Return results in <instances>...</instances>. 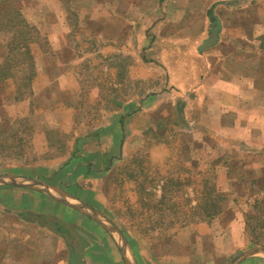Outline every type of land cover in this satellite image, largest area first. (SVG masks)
Segmentation results:
<instances>
[{
  "label": "rangeland",
  "instance_id": "obj_1",
  "mask_svg": "<svg viewBox=\"0 0 264 264\" xmlns=\"http://www.w3.org/2000/svg\"><path fill=\"white\" fill-rule=\"evenodd\" d=\"M155 1L145 0L138 9L127 7L122 13L119 12L121 0L4 1L0 4V17L3 19L0 23V66L7 60L6 57L11 58L10 55L15 59L18 58L15 56L19 47L20 52L24 50L21 49L22 43L16 41L19 45L15 51H9L8 43H11L12 38L10 32L14 33L19 24L14 25V22H11L12 27L9 25L6 27L5 23L11 18V13H2V11L11 10L10 7L14 6L19 8L23 18L35 27L36 31H32L26 39L32 58L39 55L43 66L48 63L47 65L55 67V62H51L53 59L57 65L65 63L66 67L72 66L69 72L71 77L75 78L77 85L74 81L65 82L63 79L61 84L69 87L67 99L73 112L76 111L79 116L81 115L78 120L79 118L82 120V117L84 119L86 115L89 117L91 114L107 112L114 106L113 100L119 102L135 98L143 100L145 104L142 109L147 110L148 114L154 113L151 117L149 115L148 129L153 124L161 130L143 137L131 135V132L125 136L126 150L129 152L124 159L116 158L119 172L111 175L112 182L109 187H105L106 195L110 197L105 209L115 214L110 217L112 224L120 227L130 238L131 235L134 236L138 241L140 252L135 256L137 260L132 255V264H142L141 258L151 259L152 264H196L199 261H207V252L209 256L225 252L226 256H218L214 259L221 257V264H228L239 252L232 248L233 243H228L233 241L231 231H221L232 220L243 224V218L238 215L248 209L243 197H237L241 207L231 202L235 194L241 193V187L233 193L234 189L230 188V184L234 183V180H243L246 183L257 179L255 172L259 173L264 165V96L253 95L254 92L250 94L239 92L241 98L248 100L241 106L230 104L227 106L225 102L205 105L207 114L212 118H216L219 109H227L229 112L221 117V120L225 121L221 129L240 133L235 138L220 137L217 134L219 130L210 126L208 129L214 136L209 137L203 119L194 123L190 120L191 108L192 111L195 110L192 107L193 103L201 106L202 110L204 107L203 95L195 96V92L199 89L179 91L176 88L181 81L179 71L169 72L170 83L168 79H161V75H165L162 65L172 68L175 56L187 51L188 43L191 42L190 37L196 34L195 29L199 25L182 26L173 24L171 19H166L164 22L160 20L159 23H154V26L150 25L149 21L155 20L151 15V12L156 13L152 7L154 4L156 6ZM167 10L171 11V9ZM260 13L264 16L263 9ZM236 14L237 16L231 21L228 20L229 25H233V22L236 27L242 25L241 30L246 33L250 32L247 22L251 23L256 14L259 16L258 9L249 19L242 17L239 11ZM129 21L132 22L128 23ZM259 32L261 27L253 26L254 35ZM246 33L243 35L247 38L252 37L251 34ZM230 42L231 45L223 49L228 53L224 63L230 60L233 66H239L240 53L244 54L246 50H243L247 48L242 49L241 44L232 40ZM247 42V44L252 43ZM11 52L13 53L10 54ZM49 52L55 55L53 59L48 62L46 60L43 64L45 53ZM249 58L252 59L251 56ZM9 64L10 71L14 72L12 74L17 80L8 84L0 82V118L6 117L8 120L2 121L4 128L0 127L2 128L0 161L6 162L5 160L16 155L18 149H21L20 154H23L22 157L28 161L27 151L29 149L31 152V149L29 146L27 148V123L20 117L15 120L11 117L14 112L25 113L28 106L21 102L26 99L15 105L11 99L7 100V97L13 99L14 96L20 95L24 99V96L29 95V87L18 80L21 74H27L28 69L24 64L18 65L12 62ZM109 66L115 67V71L109 73ZM177 69L181 68L177 66ZM18 70L21 73H18ZM215 75L230 78L231 72H216ZM209 90L211 89H207L206 96L212 94L213 90L211 92ZM251 97L254 99L249 100L248 98ZM153 119H157L158 122H154ZM67 121L64 123L66 128ZM102 121V125L108 122L106 118ZM9 122L13 130L7 129ZM214 123L217 124L218 121L215 120ZM175 130L184 134L173 139L172 134H175ZM246 130L251 134L243 136L241 133ZM13 132L16 135H13ZM251 146L255 147L256 153L253 150L244 152ZM258 151L262 152L258 153ZM56 153L51 152V154ZM221 158L229 161L228 169L219 166L217 172L223 175L225 189L222 190L229 194L227 197L229 209H227L232 213L229 215L224 212V215L215 216L207 222V218L201 213L192 211L196 200L194 188L189 183L193 182L195 176L201 178L207 185V164L217 163ZM197 169L201 172L195 173ZM165 178L168 181L166 195L171 203L168 208L156 203L161 197V187L165 183ZM201 188L204 189L202 186ZM255 231L258 232L259 229L256 228ZM247 237L250 240L248 233ZM219 238L220 240L224 238L221 241L224 245H219ZM262 244H264V234L261 235L258 245ZM219 248L222 250L220 253H218Z\"/></svg>",
  "mask_w": 264,
  "mask_h": 264
},
{
  "label": "crops",
  "instance_id": "obj_2",
  "mask_svg": "<svg viewBox=\"0 0 264 264\" xmlns=\"http://www.w3.org/2000/svg\"><path fill=\"white\" fill-rule=\"evenodd\" d=\"M143 2L145 0H121L119 12L122 13L127 7L138 9ZM155 3L156 6L154 4L152 7L156 13L151 12L155 20L149 21L150 25L154 26V23L166 19L182 26L199 25L195 29L196 34L190 37L187 51L175 56L172 68L162 65L165 75H161V79H168L170 83L169 72L179 71L181 81L176 88L179 91L199 89L195 96L203 95V110L193 103L195 110L191 108L190 120L194 123L203 119L209 137L214 135L208 127L214 126L219 130L217 134L220 137L235 138L240 133L221 129L225 124L221 117L229 111L221 108L216 118H212L207 114L206 106L215 102L241 106L248 100L241 98L239 92H254L253 95L264 96V16L260 13L261 9L264 10V0H156ZM257 9L259 16L256 14L253 17ZM238 11L245 19L253 17L251 23L247 22L249 33L241 30L242 25L236 27L235 22L229 25L228 20L236 17ZM253 26L261 27V32L254 35ZM245 33L251 34L249 38L252 39L243 35ZM231 40L241 44L242 49L247 48L243 50H246L244 54L240 53L239 66H233L230 60L224 63L228 53L223 49L231 45ZM247 41L252 43L247 44ZM45 55L43 64L53 59L55 54L49 52ZM39 57L36 55L33 58L35 75L29 85V95L24 96V99L7 97L14 105L26 99L21 102L28 106L25 113L14 112L11 117L14 120L20 117L27 123V148L29 146L32 153L28 149L27 161L20 154L21 149H18L15 156L6 162L0 161V264L132 263L133 256L140 252L138 241L112 224L110 217L115 214L105 209L110 199L105 187L111 184V175L119 172L116 158L124 159L129 152L126 150L125 136L130 132L131 135L146 136L149 115L151 117L154 113L148 114L147 110L142 109L145 103L137 98L117 101L119 107L113 100L114 106L107 112L91 114L89 117L86 115L84 119L78 120L81 115L73 112L67 99L69 87L61 84L63 79L65 82L74 81L77 85L69 72L72 66L66 67L65 63L57 65L54 59L51 62H55V67L48 63L43 66ZM177 66L181 69L178 70ZM114 71L115 67H108L109 73ZM223 71L231 72V77L215 75ZM207 89L213 90L209 96H206ZM105 118L108 122L102 125ZM6 119L0 118V127L3 126L2 121H8ZM153 120L158 122L157 119ZM215 120L219 127L214 123ZM66 121L67 128L64 127ZM151 125L153 133L161 130L157 125ZM7 129H14L10 122ZM241 134L248 136L251 132L246 130ZM250 150L255 151V147L251 146L244 152ZM263 169L264 165L259 173L255 172L257 179L263 180L262 183ZM218 185L225 189L222 173ZM238 216L242 218V214ZM111 226L117 230L109 228ZM244 228V223L232 220L221 231H231L233 241L228 243H233L232 248L237 253L253 245ZM78 237L86 241L85 246L79 243ZM223 239H218L220 246L224 245L221 242ZM254 247L264 249V244ZM221 251L219 248L218 253ZM218 256H226V253L209 256L207 252V261L196 264H221V257L214 259ZM141 261L142 264H152L151 259L141 258ZM237 264H264V255L252 254Z\"/></svg>",
  "mask_w": 264,
  "mask_h": 264
},
{
  "label": "trees",
  "instance_id": "obj_3",
  "mask_svg": "<svg viewBox=\"0 0 264 264\" xmlns=\"http://www.w3.org/2000/svg\"><path fill=\"white\" fill-rule=\"evenodd\" d=\"M4 1H7V0H1L0 4L4 3ZM10 8L11 10L4 9L2 11V13L3 12L11 13V18L7 19V22L5 23V25L6 27H8V25L12 27L11 22H14L13 23L14 25L19 24V26L14 31V33L10 32L12 34V38H11V43H8L9 51H15V49L17 48V45H19L18 44L19 42H16V41H20V43H22L21 49H24V50L23 52H20V47L17 49L18 50L16 51L17 56L15 57H18V58L16 59L12 55H10L11 57L10 59L7 57L5 58L7 60H5L0 66V82L7 83V84L10 82L11 83L16 82L17 79L15 78L14 74H12L14 72L12 70L10 71V67H9L10 62H12V64L16 63L18 65L24 64L27 67L26 69H28V72H26L27 74H24V75L21 74L18 80L24 83L26 87H29L31 80L35 75V72L33 71V67H34L33 58L31 56L29 44L26 39H28L27 37H29L32 31H36V30L34 26L30 25L23 18L19 8H16L14 6ZM13 19H15L16 21H13ZM2 21L3 19L0 17V23H2ZM15 38H17L18 40H15ZM12 53L13 52H11L10 54ZM7 68H9L8 71H7ZM17 72L21 73L20 70H18ZM16 97L18 98L22 96L17 95ZM115 101L117 102V100ZM115 105L116 107H119L118 102ZM171 126L173 127V125ZM176 126H178V124H176ZM147 134L149 135V134H155V133H153L152 129L149 128L147 131ZM182 134L184 133L175 130V134H172L173 135L172 138L174 139V137H178L179 135H182ZM178 152H179V149L177 148V153ZM166 161L169 162L170 160H166ZM219 166L225 167L226 169H228L229 168L228 159L223 160V158H221V160L217 163L207 164V185L205 182H202L201 178H198L195 176H194L192 183L185 182V183L191 184V186H193L194 188V195H195L194 199L196 200V203L192 207V211H194L197 214L198 212L201 213L203 217L207 218V222H209L212 218H215V216L224 215V212L227 214L229 213V215L232 213L228 211L229 200L227 197H229V194L228 192L223 191L218 185L220 173L217 172V168H219ZM200 172L201 170H198V169L195 171V173H200ZM224 174L226 175V173ZM262 181L263 180L252 179L249 182L244 183L243 180H239V181L234 180L233 181L234 183L230 184L231 186L230 188L234 189L232 191L233 193L234 191L236 192L237 188L239 189L241 187V190H240L241 193L239 195L235 194L231 202L236 206V205H239L237 197L244 198V203L247 205L248 209L243 212L242 218H243L245 231L249 234L250 241L253 245H258L261 235L264 234V194L262 196H259L260 193H264V183H262ZM167 183L168 181L165 178V183L163 187H161L162 188L161 197L156 201L157 204L164 205L166 208H168V206L171 204L170 200L167 198L168 196L166 195ZM245 184H248V186H246ZM201 186L204 189L202 188L200 189ZM254 186L256 188H254ZM239 207L241 206L239 205ZM229 218H232V216H229ZM256 228L257 230L259 229L258 232L255 231ZM68 233L71 235L70 231ZM78 240L80 241L79 243H82L83 246L86 245L85 240H81L79 237H78Z\"/></svg>",
  "mask_w": 264,
  "mask_h": 264
},
{
  "label": "water",
  "instance_id": "obj_4",
  "mask_svg": "<svg viewBox=\"0 0 264 264\" xmlns=\"http://www.w3.org/2000/svg\"><path fill=\"white\" fill-rule=\"evenodd\" d=\"M112 230H117L115 227H109ZM124 241V239H123ZM124 244H126L125 242H123ZM252 254H262L264 255V249L260 248V247H250L240 253H238L237 255H235L229 262L228 264H237L241 259L245 258L246 256L252 255ZM133 263V262H132ZM131 262H128V264H132Z\"/></svg>",
  "mask_w": 264,
  "mask_h": 264
}]
</instances>
